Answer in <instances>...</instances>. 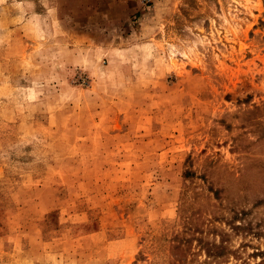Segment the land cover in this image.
<instances>
[{"label":"rangeland","instance_id":"374dc122","mask_svg":"<svg viewBox=\"0 0 264 264\" xmlns=\"http://www.w3.org/2000/svg\"><path fill=\"white\" fill-rule=\"evenodd\" d=\"M0 264H264V0H0Z\"/></svg>","mask_w":264,"mask_h":264}]
</instances>
